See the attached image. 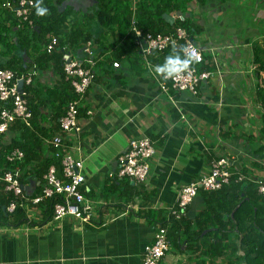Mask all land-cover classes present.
Returning a JSON list of instances; mask_svg holds the SVG:
<instances>
[{
  "label": "crops",
  "instance_id": "0c3cea01",
  "mask_svg": "<svg viewBox=\"0 0 264 264\" xmlns=\"http://www.w3.org/2000/svg\"><path fill=\"white\" fill-rule=\"evenodd\" d=\"M6 1L0 0V23L11 29V41L16 42L19 24L2 7ZM211 1V11L203 16L196 1L190 9H198L196 17L204 27L195 45L204 51L210 70H214L212 58L217 59L220 76L201 84L196 97L178 94L175 104H170L148 74L130 72L124 64H119V69L110 65L115 39L94 20L99 0H64L59 7L51 0L56 11L66 9L68 13L59 34L69 33L72 26L73 33H89L95 39V80L80 105V131L64 137L65 152L82 162L80 191L93 211L88 221L73 217L55 221L45 202L28 205L29 223L18 228L0 225V264H142L144 249L153 241L154 231L168 220L166 213L175 205L178 192L208 173L213 161L227 158L233 174L264 180V133L256 125L259 114L250 119L246 114L249 108L259 112L257 80L249 56L254 45L263 47L264 2L225 0L223 6ZM251 3L253 11L245 7ZM37 17L56 20L49 11ZM50 36H45L46 41ZM209 48L217 50L212 55ZM66 55L83 58L76 51ZM19 57L28 72L36 69L33 61L39 55L21 53ZM7 58L0 48V64ZM156 66L153 63L154 70ZM58 69V64L49 62L46 69L36 70L30 94L31 106H39L35 124L31 121L33 137L26 139L20 130L9 131L2 146L12 139L23 145H32L37 139L41 156H54L48 142L59 133L58 118L65 112L61 101L66 103L67 94L71 96ZM138 138L150 139L155 149L145 182L110 178L117 170V158L131 140ZM27 181L23 188L31 199L38 195L40 184L33 178ZM252 187L253 196H257ZM202 195H197L190 206L187 221L204 209ZM257 198L261 204L262 198ZM171 226V222L164 226L169 244ZM183 232L181 228L178 235L182 237ZM183 250L184 246L181 250L170 246L161 264H199L200 260Z\"/></svg>",
  "mask_w": 264,
  "mask_h": 264
},
{
  "label": "trees",
  "instance_id": "16d2710c",
  "mask_svg": "<svg viewBox=\"0 0 264 264\" xmlns=\"http://www.w3.org/2000/svg\"><path fill=\"white\" fill-rule=\"evenodd\" d=\"M33 1L34 9L28 22H22L14 16L19 24L16 42L11 41V29L0 23V48L4 49V53L8 57L4 64H0V70L11 71L16 77L26 75L28 66L20 59L19 55L21 53L26 56L30 54L39 55L33 61L36 70H44L49 62H55L59 66L58 74L63 79L61 82L64 81L62 84L66 89H71V96L65 93L69 97L66 103L62 100L60 104L61 107L65 105L66 110L67 104L75 99V95L70 84L64 80L63 67L66 61L64 57L73 51H76L78 55L83 54L81 48L87 43L93 44L92 40L95 39L89 33L74 32V34L72 26L69 33L59 34L63 23L68 18L66 9L59 13L50 4L51 0ZM55 1L59 7L64 0ZM193 1L199 4L200 15L203 16L211 11V8H209L210 0H135L134 7L131 0H99L93 13L94 20L99 27L104 28L111 35H109L110 38L115 39L116 50L110 59V65L118 62L127 66L130 72L136 70V73L148 74V70L140 56L139 47L136 44V36L131 29L134 9L137 27L144 34L166 35L176 29H183L188 40H192L196 44L198 38L204 32V27L197 17L191 13L190 7H192ZM216 1L221 3L220 5L225 2V0ZM39 3L47 8L49 15L55 16V21L52 18L37 17L35 9ZM211 3H213V0ZM8 12L9 17L14 15L11 11ZM165 16L174 18L173 24L167 22ZM37 28L38 32L36 33L35 29ZM48 34H51L49 42L52 38L58 40L57 47L50 53L46 51L49 42L46 41L45 36ZM45 44L42 53V47ZM184 46V41H179L176 46L167 48L163 53L153 54L151 58L152 65L153 63L156 65L162 64L165 57L173 54L174 51L182 53ZM251 56L252 66L254 67L253 74L257 80L255 96L262 108L261 121L264 125V46L254 45ZM191 67H197V65L192 64ZM197 69L198 71L204 69L210 71L207 64L198 66ZM22 89L29 94L27 106L32 115V124H35L39 106H31L30 104L31 86H21ZM171 95L174 99L178 94L171 93ZM30 129L32 130L31 127L27 128L19 120H16L9 131L17 133L20 130L22 131V138L31 139L33 134ZM260 132L264 133V129ZM36 140L33 141L32 145H23L21 141L12 139L8 145L1 146L0 177L6 172H13L17 169L20 173L18 181L22 187L26 185L27 180L30 178L39 182L40 186L37 191L39 195L46 183L44 177L51 167L55 169L59 180L64 182V179L60 160L54 156L43 158L40 152L42 149ZM15 149L20 150L24 157L20 162L8 163L5 157ZM237 175L239 174H234L229 185L223 187L220 191L207 192L199 190L198 195L203 194L205 207L190 221H187L189 219V207L186 218L180 221L168 219L161 223L160 226L163 228L167 222L172 223L169 229L171 231L169 235L171 247L181 250L184 246L183 252H189L190 255L195 256V259L200 260L199 264H264V197L259 194L253 196L252 186H255L256 190L254 192L257 194L256 185L249 181L236 182ZM4 188L5 184L0 181V225L18 228L29 223L26 212L28 205L26 206L21 198H16L11 193L4 192ZM23 195L28 198L25 192H23ZM257 197L262 198L263 202L261 204L258 203ZM59 201L58 197L44 201L46 208L50 210L51 218L53 217V207ZM11 204L16 207L14 212L12 214H8L6 211L3 212V208L7 209ZM181 228L184 230L182 237L178 235ZM203 259L208 260L207 263Z\"/></svg>",
  "mask_w": 264,
  "mask_h": 264
},
{
  "label": "built area",
  "instance_id": "2783aa9c",
  "mask_svg": "<svg viewBox=\"0 0 264 264\" xmlns=\"http://www.w3.org/2000/svg\"><path fill=\"white\" fill-rule=\"evenodd\" d=\"M134 3L135 0H131ZM2 7L11 11L14 16L22 22H28L34 9L33 0H8ZM135 10V9H134ZM133 10L131 19V29L136 36L137 46L139 47L140 56L148 70V76L152 79L157 87L160 96L167 98L170 104H175L171 93L188 94L196 97L199 93L201 84L212 79L214 76H220V68L216 58H212L211 63L214 70L198 71L197 67L206 64L204 61V51L188 40L187 34L183 29H176L166 35H152L143 33L137 27L135 12ZM31 24V23H30ZM179 41H184V50L194 51L198 59L193 64L197 67H191V70L181 74L175 79H164L158 75L151 63L153 54L163 53L167 48L176 46ZM58 45L57 38H52L46 47L47 53L52 52ZM212 49V50H211ZM213 48L207 49L210 54H214ZM67 56V55H66ZM65 56V57H66ZM249 56V63L251 62ZM252 63V62H251ZM97 64V57L92 50V44L87 43L83 47V58L65 61L63 67L64 80L68 82L73 90L75 99L71 100L67 106L64 115L58 121L59 133L55 134L48 142L53 150L54 157L59 159L63 170L64 182L56 176L55 169L51 167L46 174V183L42 187L41 193L34 198H25L23 195L24 188L20 185L18 179L19 170L6 172L0 177V181L5 184L4 192L11 193L16 198H21L27 205H38L47 199L58 197L60 201L53 207V220L59 221L65 217H73L82 221H88L93 211L90 201L84 198L79 188L82 185L83 178L80 174L82 162L77 161L70 153L65 152L64 137L67 135H77L80 131L78 117L81 103L88 88L93 83L95 73L94 69ZM114 69H119L118 62L112 64ZM252 71L254 67L252 66ZM36 69H31L26 75L16 77L14 73L7 70H0V149L3 145L4 136L8 133L11 125L19 120L27 128L31 127L32 115L28 110L27 98L28 93L21 90V86H31ZM219 92L223 90L219 86ZM257 109L246 113L248 119L255 117L256 112L259 114L256 125L257 129L263 130L264 125L261 121L262 108L258 103ZM91 115V113H88ZM181 120L186 122V117L181 116ZM155 155L154 143L148 138H138L131 140L125 152L117 158V170L109 175L110 178L129 179L136 183H143L148 177L149 162ZM23 153L15 149L6 155L8 163L20 162L23 159ZM234 174L230 171V163L227 158H220L213 161L208 173L202 175L198 180L190 182L183 186L178 192L176 203L166 213L167 219L180 221L188 216V208L192 205L198 195L199 190L207 192L220 191L223 187L228 186ZM249 181L257 187V193L264 197V180L252 181L242 175H237L236 182ZM15 205L11 204L5 211L12 214ZM170 250V244L167 238V229L158 227L153 234V241L146 245L142 256V264H161L162 260Z\"/></svg>",
  "mask_w": 264,
  "mask_h": 264
},
{
  "label": "clouds",
  "instance_id": "9594fccd",
  "mask_svg": "<svg viewBox=\"0 0 264 264\" xmlns=\"http://www.w3.org/2000/svg\"><path fill=\"white\" fill-rule=\"evenodd\" d=\"M36 14L44 16L47 8L39 3L36 6ZM198 59L194 51L184 50L182 53L173 52V54L165 57L164 62L155 67V72L164 79H175L183 73L191 70V65Z\"/></svg>",
  "mask_w": 264,
  "mask_h": 264
},
{
  "label": "rangeland",
  "instance_id": "374dc122",
  "mask_svg": "<svg viewBox=\"0 0 264 264\" xmlns=\"http://www.w3.org/2000/svg\"><path fill=\"white\" fill-rule=\"evenodd\" d=\"M253 3H251V5H246L245 7L247 8L248 7V9L249 10H252L253 11ZM191 10V13H193L194 14V16H199V11H197L198 9L196 8V10H194L193 8L192 9H190ZM246 12H248L247 10H246ZM250 13V12H249ZM250 14H253L252 12L250 13ZM256 16V15H255ZM255 16H254V18H255ZM250 21H252V18H251V20ZM244 26V25H243ZM261 45L262 46H264V42H262L261 43ZM173 249H175L174 247H172Z\"/></svg>",
  "mask_w": 264,
  "mask_h": 264
},
{
  "label": "water",
  "instance_id": "95a60500",
  "mask_svg": "<svg viewBox=\"0 0 264 264\" xmlns=\"http://www.w3.org/2000/svg\"><path fill=\"white\" fill-rule=\"evenodd\" d=\"M164 18H165V20H166L167 22H169L170 24H173V22H174V18L169 17V16H165ZM191 42H193V41L191 40ZM65 60H66V62L68 63V62H69V56H66V57H65ZM3 212H5V208H3Z\"/></svg>",
  "mask_w": 264,
  "mask_h": 264
}]
</instances>
